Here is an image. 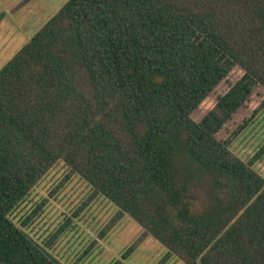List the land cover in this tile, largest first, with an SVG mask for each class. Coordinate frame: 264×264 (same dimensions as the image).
I'll return each instance as SVG.
<instances>
[{
  "label": "trees",
  "instance_id": "1",
  "mask_svg": "<svg viewBox=\"0 0 264 264\" xmlns=\"http://www.w3.org/2000/svg\"><path fill=\"white\" fill-rule=\"evenodd\" d=\"M263 109L264 0H67L0 70V264H61L63 227L12 219L58 162L142 227L122 260L264 264L258 155L230 152Z\"/></svg>",
  "mask_w": 264,
  "mask_h": 264
},
{
  "label": "rangeland",
  "instance_id": "2",
  "mask_svg": "<svg viewBox=\"0 0 264 264\" xmlns=\"http://www.w3.org/2000/svg\"><path fill=\"white\" fill-rule=\"evenodd\" d=\"M67 0H0V70ZM263 151V152H261ZM230 152L264 179V109L230 145ZM90 187L58 162L13 212L12 219L43 244L64 230L48 252L61 264H157L166 253L156 239L145 237L125 259V249L143 233L129 215L117 218V208L103 197L90 199ZM67 222V224H66ZM103 233V235H101ZM166 264H186L172 257Z\"/></svg>",
  "mask_w": 264,
  "mask_h": 264
}]
</instances>
